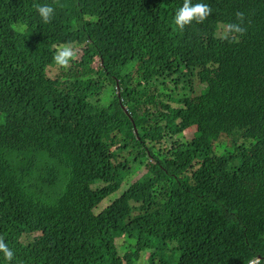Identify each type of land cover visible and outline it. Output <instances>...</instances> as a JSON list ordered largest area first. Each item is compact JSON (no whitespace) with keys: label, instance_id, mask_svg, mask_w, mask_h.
Returning a JSON list of instances; mask_svg holds the SVG:
<instances>
[{"label":"trees","instance_id":"16d2710c","mask_svg":"<svg viewBox=\"0 0 264 264\" xmlns=\"http://www.w3.org/2000/svg\"><path fill=\"white\" fill-rule=\"evenodd\" d=\"M183 3L0 0V264H264V0Z\"/></svg>","mask_w":264,"mask_h":264},{"label":"clouds","instance_id":"9594fccd","mask_svg":"<svg viewBox=\"0 0 264 264\" xmlns=\"http://www.w3.org/2000/svg\"><path fill=\"white\" fill-rule=\"evenodd\" d=\"M37 11L40 13L41 18L45 23H50L54 15V8L49 5H35ZM213 9L209 4L196 3L193 4L192 0H184L183 6L180 7L174 17L175 25L183 30L186 25H190L193 21L202 23L211 14ZM236 20L238 23H231L227 26L226 38L234 36L236 34L244 35L247 31L244 27L245 16L243 12L236 13ZM75 57V53L70 48H64L57 52L54 57L56 63L60 66H67L69 62ZM0 252H3L5 259L11 261L14 257V253L9 249L8 245L4 242L3 238H0ZM252 264H257L253 262Z\"/></svg>","mask_w":264,"mask_h":264},{"label":"rangeland","instance_id":"374dc122","mask_svg":"<svg viewBox=\"0 0 264 264\" xmlns=\"http://www.w3.org/2000/svg\"><path fill=\"white\" fill-rule=\"evenodd\" d=\"M67 48L72 49V51L75 53V57L73 59H77V60L80 59V57L82 55V51L79 50V48L76 45H72L71 47L69 46ZM60 50H61V48H60ZM98 66H99V63H96V68H98ZM197 91H199V90L197 89ZM255 122H256V120L253 121V123H255ZM176 130H177L176 128H172V129L167 130L165 132L164 131H159L158 133H156L152 137L146 138V143L148 145L152 141H154V142L157 143V145L159 147H161V148H164V147L168 148L170 146V144H171L172 141L179 140ZM195 131H196V129H190V130H188L185 133V135H183L184 136V139L185 140H191L193 138V134L195 133ZM257 138H258V135H255V136L251 137V139H254V140H256ZM146 171H147L146 168L145 167H142V168H139V169L134 170L133 172L129 173L128 178L127 179H123L122 189L117 194L116 197L120 196L125 190L129 189V187L132 184H134L135 181L144 178V176L146 174ZM111 202H112V200L103 203L101 205L99 211L101 209H105L107 206H109L111 204ZM35 236H38V235H35ZM25 240L28 242V237H26ZM150 246H151V251H149V252H147L145 254H142V259H141V261L138 264H148V259L151 256V252L153 251V248H154L152 242H150ZM120 248H122V242L120 244ZM120 253H121V256H123L124 253H125V251L124 252H120Z\"/></svg>","mask_w":264,"mask_h":264}]
</instances>
